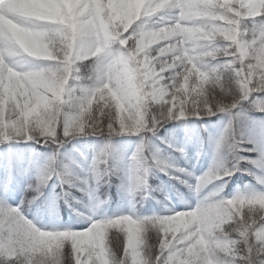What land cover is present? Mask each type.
I'll return each mask as SVG.
<instances>
[{
	"label": "snow or ice",
	"instance_id": "1",
	"mask_svg": "<svg viewBox=\"0 0 264 264\" xmlns=\"http://www.w3.org/2000/svg\"><path fill=\"white\" fill-rule=\"evenodd\" d=\"M225 3L237 12L251 10L258 14L242 17L226 13L220 7ZM130 9L134 22L125 30L124 24L116 22ZM225 16L239 21L241 28L247 25L249 31L237 36L235 43L213 32L216 42L229 46L230 54L210 64L202 63L201 49L186 41L184 35L195 27L207 32L212 26H226ZM140 27L145 31L172 29L177 34L151 49L137 52L135 40ZM56 34L64 40L61 53H57L55 39L49 43V37ZM22 36L27 39L22 40ZM33 39L48 44L52 58L34 56L26 50ZM199 43L211 47L210 41ZM164 45L172 47L165 55L155 56L156 50ZM262 45L264 0H0V264H65L66 255L70 256L71 264H112L113 254L121 264H218V250L208 233L226 230L235 221L247 229L250 243L255 245L247 250V259L254 261L257 249L264 245V219L246 218L243 211L239 214L233 211L231 219L205 220L199 197L185 210L165 206L168 214L142 216L137 205L142 207L153 192L137 190L136 185L145 171L149 174L157 171L156 161L164 149L155 140L180 155L184 152L183 147L158 135L164 125L217 115L228 120L229 111H219L215 105L207 104L206 99L210 89L223 84L224 67L232 65L241 85L246 87L239 102L230 108V114L238 116L247 126L242 129L243 136L238 137V146L233 147L242 158L224 165V172L213 179L212 185L220 193L213 199L220 200L224 207H228L227 201L235 199L261 206L264 88L256 85L264 76L258 63L264 60V55L257 53ZM26 60L43 65L63 64L67 68L63 99L68 100V90L78 85L74 98L80 102L82 122L91 123V116L101 125L110 123L117 131L123 127L121 135H138L139 142L130 158L115 146L108 149V158L95 151L89 163L88 155L80 148L67 147L72 139L71 135H63L68 122L64 113L55 121V136L46 131L41 121L46 102L43 97H34L24 83L21 65ZM44 95L52 98V93ZM159 105H163V112L153 115ZM244 106H250L251 111L243 113ZM106 113L111 114V120L105 118ZM250 113H259V119ZM134 122L139 123L134 127ZM209 140L221 152L227 150L220 133L216 137L209 134ZM21 143L28 147L17 148ZM36 145L50 151L41 153ZM167 172L181 184L185 181L182 177H188V184L184 185L196 189L191 170L169 168ZM237 172L251 175L259 187L253 186L240 197L224 196L223 188ZM114 178L120 181L118 190L131 197L129 211L99 217L95 210L105 201L100 200L98 189L110 186ZM49 186L51 192L46 191ZM25 190L33 196L40 192L43 195L34 201H26L22 195L19 203L8 202ZM75 192L86 197L84 207L92 209L86 226L61 227L54 222L44 227L38 226L35 218L29 219L30 206L46 205L54 209L60 200L69 203L75 200ZM178 213H194L195 223L175 232L160 231L151 256L145 255L142 247L134 251L128 244L129 227L144 237L147 228L162 229L168 218ZM115 236L120 240L118 249L113 244ZM46 237H56V242L49 244ZM229 258L234 264H247L244 254L231 253Z\"/></svg>",
	"mask_w": 264,
	"mask_h": 264
},
{
	"label": "clouds",
	"instance_id": "2",
	"mask_svg": "<svg viewBox=\"0 0 264 264\" xmlns=\"http://www.w3.org/2000/svg\"><path fill=\"white\" fill-rule=\"evenodd\" d=\"M220 7L223 8L226 13L232 12L233 14L242 17L258 14L253 13L251 10L246 12H237L227 3L220 5ZM223 19L226 26H212L207 32H205L202 27H195L187 30L184 35V39L186 41L193 42L195 47L201 49L199 58L202 63L210 64L211 61L216 60L218 57L230 54L228 51L229 46L216 42L217 38L212 35L213 32L218 33L219 37H222L223 40H231L235 43L237 36H241L242 32L247 33L249 31L247 25H243L241 28L239 21L228 19L227 16L223 17ZM133 22V14L130 9L116 23L124 24L125 30H127V27L131 26ZM176 34L177 33H175L172 29L161 28L155 31H145L143 27H140L138 28V38L135 40V47L137 52H143L147 49H151L153 45L160 44L165 40L173 38ZM21 39L26 40L27 38L22 36ZM54 39L56 40L57 53H61L62 48L64 47V40L59 34H56L55 36L49 37V43H52ZM199 41H210L211 47L209 48V44H202L199 43ZM30 45V48H26V50H29L32 55L52 58L48 49V44L40 43L33 39L30 41ZM68 47L70 49V45ZM170 47L172 46L164 45L156 50L155 56L159 57L165 55ZM97 51L99 50L97 49ZM257 53L264 55V45L257 50ZM95 54L96 53H93V55ZM231 54L235 55L234 53ZM242 60L243 57H241V61ZM258 63L261 65L262 71H264V60H259ZM21 68L24 75V83L29 88L31 94L34 97H43L46 102L45 112L41 117L45 130L55 136V121L60 113H64L68 122L66 123L63 135H71L72 140L81 136H95L100 138L101 145L99 147V151L105 156V158H108L110 156L108 149L116 146L114 144V137L120 136L124 131V128L122 127L119 131H117L116 129L111 128L110 123L107 126L101 125L98 120L92 119L91 116L89 117V119L92 120L91 123H88V121L82 122L80 102L78 99L74 98V90L78 85H73L72 89L68 90L70 93L68 100L63 99L66 92L65 85L67 84V68L64 67L63 64L43 65L35 64L27 60L24 61ZM235 73L236 69L232 65L224 67L223 84L217 88L210 89L206 99L207 104L215 105L219 111H229V117L220 132V135L224 137V141L227 144V150L221 152L219 148L213 147V159L210 166L198 176L193 173L196 180V189L194 191L190 190L191 186L189 185L190 194L194 198H200L199 203L203 205L201 216L205 220L214 221L221 217H228L231 219V212L233 211L237 212V214H239L240 211H243V215L246 218L256 217L257 219H264V201L260 202L261 206H257L256 204L242 199H235L227 201L228 207H224L220 200L213 199L214 197L220 195L219 190L212 185L213 179L219 178L221 173L224 172V165L231 163L234 159L242 158L239 156L238 151H233V147L238 146V137L243 136L242 129L244 127V122L239 119L238 116H232L230 114V108L234 107L239 102L242 90L246 86L241 85ZM256 86L264 88V76L260 77ZM45 93H52V98L49 99L44 95ZM160 99H163L162 95L160 96ZM241 111L243 113H248L251 111V107L244 106ZM162 112L163 105H159L156 106L153 115H157ZM105 118L111 120V114L106 113ZM142 119L143 117H141V120ZM136 123L139 122H134V127L136 126ZM85 128H87V130H85ZM200 154L201 153L198 151L197 156ZM181 156L186 157L185 150ZM156 168L157 171L162 172L165 175H168L167 169L169 168H175L178 171L185 170V168L179 167L175 164L174 159L170 155L166 154H162L158 157L156 161ZM154 174L155 171L150 174L145 171V174L139 178V182L136 185L137 190L151 189L152 192L163 195L164 198L167 199L168 196L162 184L155 186L149 184V176H154ZM261 179L264 180V167L261 168ZM183 183L187 185L188 181L185 180ZM247 191H249V188L246 187L237 191L234 196L240 197ZM40 195H43V193L40 192L33 196L28 190H25L23 198L26 201H34L35 199H38ZM153 198L155 199L156 197ZM195 221L196 216L194 213H178L174 217L168 218L166 225L162 229L157 230L153 227L147 228L146 235L144 237H140L134 233L131 227H129L127 229V241L128 244L133 247L134 251L137 247H142L144 254L151 256L152 248L159 239L160 231L167 230L175 232L182 227L187 228L192 226ZM208 235L209 239L215 244L218 250V264H234V261L229 258L231 253L244 254L247 264H264V245H261V247L257 249V255L254 261L247 259V250L255 247V245L250 243V239L247 235V229H245L239 221L228 224L226 230L220 228L218 231L208 233ZM46 240L49 244H54L56 242V237H46ZM80 242L83 243L86 242V240ZM119 243V236H115L113 238V244L117 247V249L119 247ZM137 255H139V253H137ZM18 264H22V262H18ZM65 264H71V259L68 255L65 257ZM112 264H121L115 254L112 256Z\"/></svg>",
	"mask_w": 264,
	"mask_h": 264
},
{
	"label": "trees",
	"instance_id": "3",
	"mask_svg": "<svg viewBox=\"0 0 264 264\" xmlns=\"http://www.w3.org/2000/svg\"><path fill=\"white\" fill-rule=\"evenodd\" d=\"M252 117L259 119V113H250ZM227 122V117L223 115L213 116L211 118H203V119H192L188 118L184 127H175V122H170L164 125L163 128L160 129L158 135L161 137H167L177 146H181L184 148L186 152V157H182L178 152L172 151L170 148H166L164 144H161L157 139L155 143L160 146V148L164 149V154L170 155L174 159V163L179 167H183L185 169L191 170L195 175H200L203 171H205L209 166L213 159V145L210 143L209 134L211 137H216L224 125ZM247 125L244 123V127ZM205 127H207V131H205ZM139 142L138 135H121L118 137H114V144L118 147L123 154L130 158L131 153L135 150L137 144ZM73 145L80 148L81 151L85 152L89 159L95 153V151L99 150L101 145V139L97 137H79L75 140H72L71 144L67 147L71 148ZM17 148H27L26 144H17ZM41 153H45L50 151V149L46 147H40L39 145L35 146ZM201 154L197 156V152ZM245 155H249L245 153ZM79 159V157H77ZM250 178L249 182H245L244 180ZM185 180H188V177H182ZM251 175H247L243 172H237L231 179L228 181V190L226 191V187L223 188V195L229 196L237 189H244L247 186H252ZM151 185L162 184L168 198L165 199L163 195H160L156 192H153L151 197L145 199L143 201L142 207L137 205V212L139 215L148 216L152 214H168L165 211V206L168 208H174L177 211H180L182 207H180V200L184 197H189V189L184 185L179 183L177 180L169 179L165 180L161 176V172L155 171L154 176H149L148 180ZM120 181L114 178L113 183L109 185L102 186L98 189V196L100 200L105 201L103 206L98 210L97 216H114L120 214V212L127 213L129 211V199L131 198L127 193L118 190L117 184ZM233 190V192H232ZM51 192V187L46 190ZM57 192L60 189H56ZM24 193H19L15 198H12V202L9 201L10 204L19 203L20 196ZM76 199L75 201L78 205H81L84 208L85 212H81L78 215H72L67 212L66 209V201L60 200L58 201L56 207L53 209L49 206H41L37 207L35 204L30 206L27 210V215L29 219L35 218L38 226L50 227L54 222L58 223L61 227H74L77 228L75 224L82 223L83 226H86L88 217L91 215V212L86 210L84 204L87 202L86 197H83L80 192L74 193ZM153 197H156L155 199Z\"/></svg>",
	"mask_w": 264,
	"mask_h": 264
},
{
	"label": "rangeland",
	"instance_id": "4",
	"mask_svg": "<svg viewBox=\"0 0 264 264\" xmlns=\"http://www.w3.org/2000/svg\"><path fill=\"white\" fill-rule=\"evenodd\" d=\"M185 120H181L180 121V123H179V126H181V127H183L184 126V124H185ZM177 123V122H176ZM250 181V178H247L246 177V179L244 180V183L245 182H249ZM252 183H254V184H252V186H247V188H252L253 186H256V187H259L258 185H256V182H255V180L254 179H252ZM228 190V186L226 187V191ZM241 189H237V190H234V192H233V190H232V195H234L237 191H240ZM190 193V192H189ZM231 196V195H230ZM12 198H10L9 199V201L11 200ZM129 199V201H130V199L131 198H128ZM8 201V202H9ZM11 202V201H10ZM73 202V201H72ZM71 202V203H72ZM195 202H196V200H195V198L190 194V197H188V198H185V199H182L181 200V205L183 206V207H185V209L189 206V205H194L195 204ZM87 203V202H86ZM129 203V202H128ZM100 206H102V204L100 205ZM91 211H92V209L91 208H89ZM98 209V208H97ZM97 209L95 210L96 211V214H97ZM92 214V213H91Z\"/></svg>",
	"mask_w": 264,
	"mask_h": 264
}]
</instances>
